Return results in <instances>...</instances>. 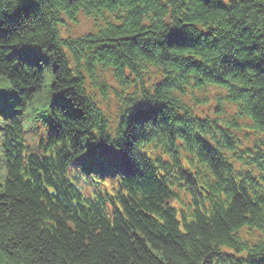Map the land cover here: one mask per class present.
<instances>
[{
    "label": "trees",
    "instance_id": "obj_1",
    "mask_svg": "<svg viewBox=\"0 0 264 264\" xmlns=\"http://www.w3.org/2000/svg\"><path fill=\"white\" fill-rule=\"evenodd\" d=\"M0 98V264H264V0H0Z\"/></svg>",
    "mask_w": 264,
    "mask_h": 264
},
{
    "label": "bare ground",
    "instance_id": "obj_2",
    "mask_svg": "<svg viewBox=\"0 0 264 264\" xmlns=\"http://www.w3.org/2000/svg\"><path fill=\"white\" fill-rule=\"evenodd\" d=\"M113 157L114 156H112L111 159H113ZM262 160L264 161V156H263ZM56 166H57V169H58V174H64L67 171V167L66 166H62V165H58V164H56ZM124 168H125V166L122 167L121 169H118V172H120ZM118 172H117V174H118ZM68 186H70V185H68ZM94 188L95 187H93L91 190L86 189V190H83L82 192H80V197H78V200H79V198L81 199L79 201L80 204L84 205V204H87L88 203L89 199L88 198H85V197L88 196V195H91V192H93V189ZM70 190H71V193L74 192V191H78V185L76 186V188H74V187L70 188ZM181 196L182 197L180 199H176L175 202H174L175 209L177 211L184 210L185 209V205L184 204L187 203V200L184 198L185 195L182 194ZM231 199H232V196L228 195L226 197H222V198L220 197V198H218L217 199V202L220 205H225L228 202H230ZM200 208L201 209H206L207 208V205L201 204L200 205ZM173 214H174V212H173ZM170 230H172V229H168L167 231L169 232ZM222 250H223V252H226V251L227 252H230L231 251L230 248L227 247V246H225Z\"/></svg>",
    "mask_w": 264,
    "mask_h": 264
},
{
    "label": "rangeland",
    "instance_id": "obj_3",
    "mask_svg": "<svg viewBox=\"0 0 264 264\" xmlns=\"http://www.w3.org/2000/svg\"><path fill=\"white\" fill-rule=\"evenodd\" d=\"M90 20H91L90 18H86L84 15H82L77 22H68L67 25L66 24L63 25L61 27L62 34L66 36L72 34L73 36L82 35L83 33L91 30L92 22Z\"/></svg>",
    "mask_w": 264,
    "mask_h": 264
},
{
    "label": "snow or ice",
    "instance_id": "obj_4",
    "mask_svg": "<svg viewBox=\"0 0 264 264\" xmlns=\"http://www.w3.org/2000/svg\"><path fill=\"white\" fill-rule=\"evenodd\" d=\"M24 55H27V53H25ZM2 104H3V99L0 98V105H2Z\"/></svg>",
    "mask_w": 264,
    "mask_h": 264
}]
</instances>
